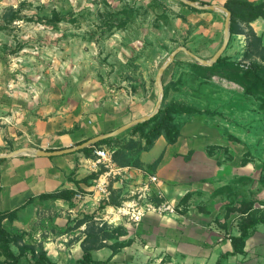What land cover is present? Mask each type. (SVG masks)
Here are the masks:
<instances>
[{"label": "rangeland", "instance_id": "1", "mask_svg": "<svg viewBox=\"0 0 264 264\" xmlns=\"http://www.w3.org/2000/svg\"><path fill=\"white\" fill-rule=\"evenodd\" d=\"M182 2L0 0V91L7 94L9 102L21 106L31 102L36 108L50 100L69 109L84 103L97 108L102 102L116 101L124 119H135L144 110L154 109L158 99L156 75L171 52L179 46L191 51L195 47L190 46L194 26L189 15L200 8L192 9ZM124 18H128L125 26L116 25ZM108 19L115 25H106ZM195 61L199 62L188 52H178L163 75L167 97L162 102H182L206 110L205 114L176 115L177 122H183L182 132L169 150L186 154L192 149L193 155L187 159L185 154H172L170 161L167 150L165 165L157 172L166 179V169L176 167L173 181L199 187L191 196L193 207L231 231L239 227L246 206L251 205L257 214L264 212V107L257 94L247 93L240 84L199 73L192 65ZM145 150L144 158L158 157L164 150L163 139ZM209 154L215 156L213 166L209 165ZM223 162L235 172L228 179L220 176ZM67 199L71 205L76 203L71 195ZM47 206H38L24 227L14 229L8 223L4 227L21 235V243L43 247L58 264L81 258L83 250H62L59 242L63 230L55 220L65 218L68 212H62L60 205ZM179 206V211L186 210L181 203ZM81 214L79 218L86 216ZM10 246L15 254L21 252L19 245ZM137 251L135 261L130 260L132 250H119L124 253L114 261L111 257L107 264H148ZM110 253L93 252L99 261L107 260ZM34 260L28 249L21 263ZM0 264L13 261L0 255Z\"/></svg>", "mask_w": 264, "mask_h": 264}, {"label": "crops", "instance_id": "2", "mask_svg": "<svg viewBox=\"0 0 264 264\" xmlns=\"http://www.w3.org/2000/svg\"><path fill=\"white\" fill-rule=\"evenodd\" d=\"M197 1L225 6L227 0ZM249 1L260 3L264 0ZM189 17L194 26L190 34V46L195 45L193 52L205 58H211L223 43L226 13L221 9H201L190 13ZM251 26L257 34H264L263 17L252 21ZM247 40L246 34H236L226 54L234 60L241 59L247 47ZM197 45L200 46L199 49ZM6 97L7 94L0 93V154L28 146L46 149L68 147L81 140L110 132L131 121L124 119V115L121 116V104L116 101L102 102L97 108L84 103L69 109L63 103H53L50 100L36 108L31 102L22 103L21 106L13 99V102L11 100L9 102ZM119 109L120 113L116 112ZM1 110L4 113H1ZM150 112L152 110H144L138 117ZM159 139H163L164 150L159 155L162 156L161 161L151 171L162 179V185L154 184V188L155 190L163 189L168 198L180 203L187 192L193 194L199 187L176 183V179L173 181L178 172L173 166L166 169V179L158 174L157 170L161 169V165H165L166 151L177 143H168L162 135L154 145ZM190 151L192 149L185 154L178 150L171 152L170 149L168 157L172 161L174 159L172 154H185L188 159L193 155ZM145 152L146 150L140 154L144 164H149L159 157L146 159ZM209 156L211 160L209 165L213 166L215 156L210 154ZM89 158L90 156L79 151L53 156H38L28 151L0 157V209L2 211L18 209L16 218L5 219L4 223L18 229L26 225L25 220H28V217L30 218L28 224L32 221L31 217L35 215L38 206L48 205V208L50 206L57 208L60 205L62 212H68L65 218L60 216L55 220L60 224L59 228L63 230V233L59 235L62 239V241L59 240L62 242L61 249L83 250L81 242L86 236V223L75 227L76 219L77 221L81 219L79 213H82L80 216H83V213H98L94 205L95 197L91 194L81 201L73 195L76 203L71 205L67 198H52L49 194L60 190H69L74 193L76 190H90L93 174L88 167ZM138 169L139 167H134L131 170L136 180L140 177ZM220 173V176L228 179L229 175L235 172L230 169L228 162H223L220 165ZM238 173L239 170L236 174ZM124 191L125 188L116 182L115 192L120 196ZM192 202L193 198L189 200L190 204L186 210L179 211L178 214L167 216L150 214L137 225L124 224L126 233L120 238L131 239V243L120 250H132L131 261H135L133 257L138 250L139 257H146L144 261L148 264H264V223H259L247 238L244 253L228 255L233 250L232 235L240 234L239 227H232L231 231H227L226 228L215 223V218H207L206 214L196 210ZM69 217L75 221L71 222ZM63 225L73 227L68 229ZM97 250H111L109 257L112 255V248L108 246ZM123 253H116L112 256V260H117Z\"/></svg>", "mask_w": 264, "mask_h": 264}, {"label": "trees", "instance_id": "3", "mask_svg": "<svg viewBox=\"0 0 264 264\" xmlns=\"http://www.w3.org/2000/svg\"><path fill=\"white\" fill-rule=\"evenodd\" d=\"M182 3L190 6L184 2ZM202 3L207 4V2ZM225 6L232 12L231 39L226 50L229 48L231 40L236 34L244 33L247 35L248 40L247 47L243 52V57L239 60H234L231 56L226 54L225 50V53H223L213 65H205L196 61L192 62V65L199 73L205 76L209 73L215 74L240 84L247 93L257 94L261 101V106L264 107V34H257L251 26V22L255 19L259 17L264 18V1L254 3L249 0H227ZM190 7L199 10L196 7ZM14 17L16 16L14 15L12 18ZM127 22L128 18L120 19L116 25L125 26ZM113 23L109 19L105 22L108 26L115 25ZM245 60H249L250 64H244ZM166 97L165 87L164 101ZM184 113L205 114L206 110L176 101L169 104L163 103L160 110L150 119L132 126L116 136L104 138L92 146L79 150V152H83L86 156L91 157L95 155L94 151L96 148L105 146L114 151L113 157L120 165L141 168L146 167L150 170L155 169L161 161L162 156H159L149 164H144L140 157L141 152L152 147L155 141L162 135L165 136L168 143L177 142L181 135L183 122L178 123L176 115ZM85 140H81L77 143H81ZM244 162L245 160H243V163ZM94 175H92V177ZM68 195L73 197L75 193L69 190H60L49 194L52 198H68ZM191 196L192 193L187 192L180 200V203L187 208V202H189ZM112 203H120L119 194L116 192H114L112 197ZM251 209V205L242 209V218L241 222H239L240 234L232 235L233 250L228 253V255L244 253L247 238L259 223H264V212L261 214L259 211L260 214H257V212ZM17 210L18 209L2 211L0 209V255H5L7 258L11 259L13 264H22L21 260L23 256L27 253V250L30 249L35 259L30 264H58L47 256L43 247L37 249L34 245L21 243L23 240L21 235L12 233L4 227V220H14L17 216ZM96 213L97 212L86 214L84 218H81L76 223L75 227L83 223L87 225L85 229L86 236L81 242L83 256L73 260L69 264H107L113 255L131 243V240L125 242L120 239L121 235L126 233L124 225L117 227L107 223L100 225L95 219ZM11 243L19 245L21 250L19 254L13 252L10 246ZM105 246L112 248V255L107 260H100V262L94 258L93 252Z\"/></svg>", "mask_w": 264, "mask_h": 264}, {"label": "built area", "instance_id": "4", "mask_svg": "<svg viewBox=\"0 0 264 264\" xmlns=\"http://www.w3.org/2000/svg\"><path fill=\"white\" fill-rule=\"evenodd\" d=\"M113 150L103 146L96 148L89 158V169L93 176L91 189L76 190L75 197L81 201L92 194L98 213L95 219L117 227L124 224H139L150 215H174L179 213V202L167 197L163 189L155 190L154 184L162 185V179L153 171L139 167V178L132 173L134 166L118 164ZM137 173V174H138ZM119 182L125 191L120 194V203H112L115 183Z\"/></svg>", "mask_w": 264, "mask_h": 264}, {"label": "water", "instance_id": "5", "mask_svg": "<svg viewBox=\"0 0 264 264\" xmlns=\"http://www.w3.org/2000/svg\"><path fill=\"white\" fill-rule=\"evenodd\" d=\"M182 1L188 5L196 7V8L211 9V10L221 9L226 13L223 43H222L221 47L216 51V53L210 59H204V58L200 57L199 55H197L193 51H191L189 48H187L186 46H179L178 48L173 50L171 52V54L169 55V57L164 61V63L161 65V67L159 68V70L157 72L155 83H156V86L158 87V99L156 101L155 107L152 110V112H150L149 114H146L144 116L132 119L131 121L117 127L116 129H114L110 132H106V133L96 135L94 137H91V138H89V139H87L81 143H77L75 145H71V146L64 147V148H57V149H46V148H41V147L28 146V147H23V148L14 150V151L9 152V153L0 154V157H2V156H13V155H17L19 153L28 152V151L33 152L34 154H36L38 156H53V155L68 154V153L77 152L81 149L92 146L104 138L116 136V135L122 133L123 131L127 130L128 128L150 119L152 116H154L160 110V108L162 106L163 99H164L163 75H164L165 70L175 60L178 52L186 51L191 56H193L195 59H197L200 63L205 64V65H213L215 62H217V60L225 52V50H226V48L230 42V39H231L232 12L224 5L202 4V3L198 2L197 0H182ZM0 186H1V182H0Z\"/></svg>", "mask_w": 264, "mask_h": 264}]
</instances>
